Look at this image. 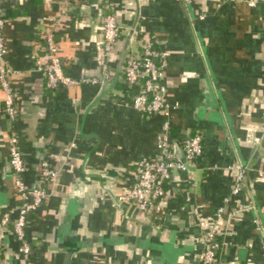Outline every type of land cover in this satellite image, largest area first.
Instances as JSON below:
<instances>
[{"label":"crops","instance_id":"0c3cea01","mask_svg":"<svg viewBox=\"0 0 264 264\" xmlns=\"http://www.w3.org/2000/svg\"><path fill=\"white\" fill-rule=\"evenodd\" d=\"M6 9V60L18 97L11 125L0 89V222L20 202L10 130L18 135L25 185L48 197L27 218L29 260L9 223L1 231L0 264H196L199 219L219 231L214 264H264V0H22ZM106 13L120 27L110 60L114 81L48 89L34 61L46 59L44 33L55 31L66 76L101 79ZM129 34L134 49L155 40L167 54L162 83L174 106L176 148L197 131L202 136L191 174L171 176L165 207L152 218L116 201L133 184L136 162L154 154L164 120L133 109L138 89L115 73ZM42 161L59 171L57 186L40 182ZM237 164L248 168L247 183L233 196ZM224 198V214L213 223ZM248 201L255 211L237 212Z\"/></svg>","mask_w":264,"mask_h":264},{"label":"built area","instance_id":"2783aa9c","mask_svg":"<svg viewBox=\"0 0 264 264\" xmlns=\"http://www.w3.org/2000/svg\"><path fill=\"white\" fill-rule=\"evenodd\" d=\"M7 2L20 3L22 0H0V89L4 93L3 113L7 121L12 125L17 120L15 102L18 93L12 85L14 71L9 67L6 55L7 47L4 40L3 30L7 19ZM249 6H254L249 1ZM64 13V11H62ZM60 18L55 21L58 24ZM102 31V57L101 79L85 77L81 80H74L64 73L62 59L58 54V43L55 39V31L48 30L43 35L44 51L46 59L41 60L34 57L35 70L42 75L46 87L56 90L60 87H69L80 84H103L108 83L114 74L110 67L111 52L116 44L120 27L116 22L114 14L106 13L100 19ZM155 40L139 44L134 49V42L131 37L125 49L122 59V81L129 87H137V93L132 96L131 106L138 111L145 119L152 115L161 113L164 120L160 126V132L156 137L155 151L151 156H142L135 164V180L124 193L116 199L117 202L132 204L145 218H152L159 214L165 207V189L171 176L175 173L191 174L193 162L202 153V136L197 131L181 141L180 149L176 148L170 136V111L174 108L165 98L166 88L164 87L163 71L166 67L165 52L155 47ZM9 165L13 175V183L20 198L19 204L3 215L0 222V263L2 254L1 231L9 223L20 248L18 252L25 261L29 260L31 249L25 241V228L29 215L33 214L46 200L48 193L45 189L37 186L28 188L23 180L26 167L23 154L18 145V135L15 131H9L8 137ZM40 168V182L55 187L59 183V171L52 168L46 161H42ZM236 175L233 179L230 194L235 196L244 190L247 183V170L244 165L234 166ZM107 196V194H104ZM228 198H224L222 205L214 211V222L224 214ZM255 207L251 201L240 205L239 213L254 212ZM15 216L12 220L11 217ZM253 225L257 232L262 233L261 224L258 218L253 219ZM200 235L197 243L198 258L196 264H214L220 244L217 241L218 229L207 224L204 220H198ZM99 264H106L100 262Z\"/></svg>","mask_w":264,"mask_h":264},{"label":"trees","instance_id":"16d2710c","mask_svg":"<svg viewBox=\"0 0 264 264\" xmlns=\"http://www.w3.org/2000/svg\"><path fill=\"white\" fill-rule=\"evenodd\" d=\"M45 55H46V53H45ZM119 70H118V72H115L116 73V75L117 76H123V72H122V69H121V66H122V64H123V62H122V60H120V62H119ZM115 75V74H114ZM114 80L113 79H111V81L110 82H113ZM114 85L116 86V87H119V88H121L122 87V85L119 83V82H114Z\"/></svg>","mask_w":264,"mask_h":264},{"label":"water","instance_id":"95a60500","mask_svg":"<svg viewBox=\"0 0 264 264\" xmlns=\"http://www.w3.org/2000/svg\"><path fill=\"white\" fill-rule=\"evenodd\" d=\"M130 37H131V34H129V35L127 36V39H126V42H125L124 48H123L122 53H121V56H120V60L123 59L124 52H125V49H126V47H127V45H128V40H129Z\"/></svg>","mask_w":264,"mask_h":264}]
</instances>
